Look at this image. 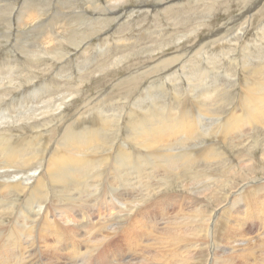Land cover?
Here are the masks:
<instances>
[{
	"label": "rangeland",
	"instance_id": "obj_1",
	"mask_svg": "<svg viewBox=\"0 0 264 264\" xmlns=\"http://www.w3.org/2000/svg\"><path fill=\"white\" fill-rule=\"evenodd\" d=\"M126 1L119 4L120 9L116 8L119 12L108 13V0H0V135L11 134L10 131L20 138L44 134L45 150L48 148L46 151L50 152L68 129L69 122L84 123L81 118L86 117L91 120L85 123H96L102 115H109L110 124L104 130L106 135L96 145L102 151L100 153L112 155L109 156L112 164L109 160L106 175H96L95 178H104L102 182L113 179L121 183L123 181L115 178L112 172L118 148L147 153L132 136L131 124L137 123L139 118L133 117L134 120L127 116L130 108L148 109L155 103L166 110L174 107L173 111L178 114L181 102L195 101L198 105L202 101L207 104L202 105L203 108L211 109L203 119V123L210 126L215 120H221L235 110L240 111L247 81L252 86L255 84L252 79L264 82V0ZM145 4L148 7L143 8ZM144 9L147 12L142 13ZM225 23L228 32L217 38L213 32ZM205 44L208 45L204 51L195 57L191 58L190 54L146 73V69L152 67L146 65L155 62L162 54L171 55L181 50L187 53L188 49L201 48L199 45ZM152 75L162 76L151 81ZM134 76L137 81L120 84L123 78L127 81ZM161 80L164 86L159 88ZM190 83L197 85L190 86ZM148 86L153 88L147 90ZM174 91L181 98L177 96L174 100ZM191 109L195 112L193 105ZM248 127L240 135L235 134L237 143L231 137L224 142L226 151H221L223 157L203 161L196 156L186 171L178 168L181 177L175 172L154 171L157 178L151 180V196L156 200L170 197L163 199L165 206H170L166 209L168 214L179 208L173 201L174 196L181 197L182 194L189 201L190 192L196 187L203 193L201 202L209 204V212L229 203L231 192L239 186L255 176L264 177V121ZM199 136L196 134V141L187 140L190 142L187 144L196 143L201 150L213 140ZM177 141L167 143L162 152L179 151L182 146ZM215 141L219 142L218 147L222 146L223 141ZM197 148L190 153H195ZM245 163L250 167L245 169L246 174L242 177L241 166ZM137 168L127 171L133 180L129 182L139 181L143 174L148 176L151 165ZM196 171L203 174L200 184L191 180ZM95 178H86L85 181L92 185ZM98 188L92 199L95 202L96 197L99 198L96 208L104 209L109 205L107 210H114L115 205L105 203L110 197L108 184ZM156 200L144 204L141 212L148 207L145 209L148 216L160 220L161 216L156 213L161 206ZM248 225L246 227H250L253 234L260 229V225ZM105 246L106 243L104 250Z\"/></svg>",
	"mask_w": 264,
	"mask_h": 264
},
{
	"label": "bare ground",
	"instance_id": "obj_2",
	"mask_svg": "<svg viewBox=\"0 0 264 264\" xmlns=\"http://www.w3.org/2000/svg\"><path fill=\"white\" fill-rule=\"evenodd\" d=\"M121 2L127 1L108 0V13H113V10L115 13L119 12L117 9H120ZM143 11L142 13L147 12L145 9ZM226 23L215 30L213 35L218 38L222 33L228 32L229 29H225ZM207 45H199L201 48L189 47L187 53L186 50H179L180 52L171 55L162 54L155 62L146 65L152 66L146 69V73L184 56L189 57L190 54L191 58L195 57ZM243 66L246 68V64ZM160 76L162 75H152L151 81ZM137 80V76L127 81L123 78L120 84ZM252 82L255 83L253 86L249 81L243 85L245 89L240 111L235 110L223 119L215 120L210 126L207 122L203 123V119L211 109L203 108L202 105L207 104H202V101L201 105H196L195 101L185 104L180 100L178 114L173 111V105L168 110L155 103L148 109L135 106L130 108L127 116L130 119L139 118L137 123L131 124L132 136L137 145L147 153L140 154L137 149L129 152L125 147L118 148L112 172L115 178L123 181L121 183L114 182L113 179L108 182H102L104 178L96 179V175H106L110 167L108 163L112 159L109 158L112 155L107 152L100 153L102 151L96 145L106 135L104 130L108 128L109 115H102L104 119L101 118L96 123H85L90 119L86 117L81 118L84 123L73 124L74 121L68 120V129L64 130L58 144L50 152H47L48 148L45 150L44 134L35 136L34 132L31 137L20 138V135L10 131L11 134L0 135V264H80V261L81 264H264V177L255 176L250 182L242 184V187L231 192L229 203L223 202L220 208H211L210 212L207 211L209 204L201 202L202 191L197 190V187L191 190L189 201L182 194L181 197L174 196L173 201L180 209L172 212L173 214L169 213L170 215L166 211L168 206L163 201L170 197L156 200L151 196L150 189L153 184L151 180L157 178L154 171L161 173L158 172L161 169L167 174L175 172L181 177L177 172L178 168L186 171L185 168L191 165L196 156L201 160L223 157L221 151L226 149L224 142L230 140L229 137L237 143L234 141L236 133L240 135L245 127L251 128L252 125L263 123L264 82L256 79H252ZM196 85L190 83V86ZM163 86L164 82L161 80L159 88ZM151 88L153 87L148 86L147 90ZM177 96L174 91L172 98L175 100L179 97ZM192 105L195 112L191 109ZM196 134L213 140L208 139V145L203 144L202 149L198 150L197 147L200 146L196 143L187 144L190 143L187 140L196 141ZM173 140H178V145L183 148L176 153H163L164 147L168 146L166 144ZM215 140L223 141L222 146L218 147L219 142ZM195 148V153H190ZM145 164L151 165L148 176L143 174L144 177L138 178L139 181L129 182L133 180L128 172ZM249 167L250 164L246 163L241 166L244 171L242 177ZM195 173L191 180L200 184L203 174L198 171ZM86 178H95L92 180L94 183L88 184ZM227 178L228 176L226 180ZM157 183L159 184L158 181ZM104 184H108L110 195L105 203L115 205L114 210L111 208L108 211L109 205L98 210V196L92 202L93 195L98 193L95 191ZM231 187L234 188V185ZM16 195L18 197L14 198ZM155 200L161 206L159 213H156L161 216L160 220L152 215L148 216L145 211L148 207L141 212L144 204ZM241 207L243 209L237 211ZM239 215L243 217L238 218ZM249 223L252 227L260 225V229L253 234L250 227H246ZM105 243L107 248L104 250Z\"/></svg>",
	"mask_w": 264,
	"mask_h": 264
}]
</instances>
